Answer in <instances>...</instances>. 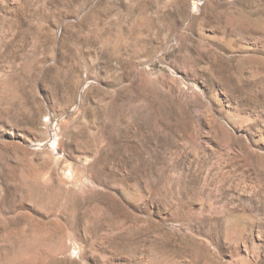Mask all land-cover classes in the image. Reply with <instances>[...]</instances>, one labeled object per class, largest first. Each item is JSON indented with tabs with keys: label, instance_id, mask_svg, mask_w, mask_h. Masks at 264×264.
I'll return each mask as SVG.
<instances>
[{
	"label": "rangeland",
	"instance_id": "1",
	"mask_svg": "<svg viewBox=\"0 0 264 264\" xmlns=\"http://www.w3.org/2000/svg\"><path fill=\"white\" fill-rule=\"evenodd\" d=\"M0 264H264V0H0Z\"/></svg>",
	"mask_w": 264,
	"mask_h": 264
},
{
	"label": "bare ground",
	"instance_id": "2",
	"mask_svg": "<svg viewBox=\"0 0 264 264\" xmlns=\"http://www.w3.org/2000/svg\"><path fill=\"white\" fill-rule=\"evenodd\" d=\"M50 145H52V147H53V145H54V141H52Z\"/></svg>",
	"mask_w": 264,
	"mask_h": 264
}]
</instances>
